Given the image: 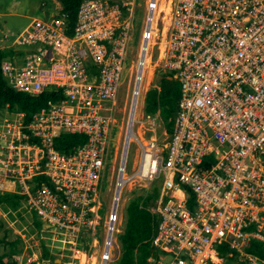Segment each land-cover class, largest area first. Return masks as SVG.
<instances>
[{"label": "built area", "instance_id": "2783aa9c", "mask_svg": "<svg viewBox=\"0 0 264 264\" xmlns=\"http://www.w3.org/2000/svg\"><path fill=\"white\" fill-rule=\"evenodd\" d=\"M138 6L139 0H83L73 27L60 12L35 18L15 37L17 52L1 66L9 86L31 95L56 88L62 97L49 99L29 121L9 109L0 116V195H24L27 209L71 255L69 264H109L119 247L123 188L140 181L148 189L161 177L152 208L159 218L152 237L156 253L148 264H218L222 244L258 264L247 248L253 240L264 242V0H146L98 263L99 187ZM19 47L30 48L21 53ZM146 69L152 71L149 84L163 71L181 87L165 148L156 135L145 137L156 130L160 113L136 117ZM62 133L87 141L61 152L55 140ZM133 141L140 159L128 175Z\"/></svg>", "mask_w": 264, "mask_h": 264}, {"label": "rangeland", "instance_id": "374dc122", "mask_svg": "<svg viewBox=\"0 0 264 264\" xmlns=\"http://www.w3.org/2000/svg\"><path fill=\"white\" fill-rule=\"evenodd\" d=\"M61 8L62 5L59 0H0V49L9 47L16 49L13 44L15 37L19 35L35 18L50 19L59 14ZM146 16V0H139L135 29L130 43V59L127 61V69L124 74L121 93L115 107L114 114L117 122L114 123L110 129L111 143L109 159L103 173L101 186L99 187L98 200L100 203V210L98 211V224L95 227V237L98 239V245L94 251L96 252L95 256L98 257V263L100 262V254L106 233L105 221L108 218L113 195L117 186L119 162L126 137V118L129 112L136 73L135 62L137 61L139 54L142 29ZM26 48L30 47H19L21 50L20 52L22 53ZM149 74L150 71L146 69L142 81L141 100L136 113L138 119L148 115L145 107L146 97L149 89L156 85L155 76L153 81L149 84ZM5 112V110H0V116H3ZM145 127L149 129L151 128V124L148 122ZM133 128L134 131L138 133L140 130L139 123H134ZM155 128V131H147L145 137L148 138L151 135H156V137H158L159 146L165 148V145L170 139V135L167 133L163 121L158 120ZM139 159V148L137 143L133 141L129 145L126 167L128 175H132L135 172L136 164ZM160 183L161 177L155 179L148 189L140 185V181L127 184L123 188L118 210L119 222L117 223L120 228V233H122L126 227L127 209L131 199L139 194L147 195L154 190V188L159 187ZM152 208H155V206ZM0 220L3 221V227L0 228V254L9 252L11 250V243L19 240L16 245L18 251L15 252L14 255V259L18 261L17 264H69L71 261V255L62 249L61 243L58 241L55 232L51 228L43 224L40 233L36 230L31 212L28 211L27 208H25V211H7L0 207ZM87 235L92 237V231ZM42 240L45 241L52 254L56 257L53 261L41 260ZM117 243L119 247L114 249V261L109 264H116V261L121 254V243L119 240Z\"/></svg>", "mask_w": 264, "mask_h": 264}, {"label": "trees", "instance_id": "16d2710c", "mask_svg": "<svg viewBox=\"0 0 264 264\" xmlns=\"http://www.w3.org/2000/svg\"><path fill=\"white\" fill-rule=\"evenodd\" d=\"M62 8L60 12H66L70 25H75L78 8L83 0H59ZM17 50L14 48L0 49V110L23 112L27 121L33 114L43 107L49 99L58 100L62 97L56 88L47 90L39 95L17 92L12 89L2 73V63L7 57H12ZM156 87L149 89L146 97V111L148 114L160 113L167 133L171 136L174 127L175 116L178 111V102L181 96V87L177 79L171 73L158 71L156 73ZM87 141V137L81 134L62 133L55 140V147L61 152H73ZM159 196V187L154 188L147 195L139 194L133 197L127 209L126 227L119 233L118 240L121 243V254L116 264H148L149 258L156 253L152 243V237L157 230L158 215L152 211ZM24 206V207H23ZM0 207L7 211H25V196L15 192H5L0 195ZM28 210V209H27ZM29 211V210H28ZM36 230L42 231L43 222L36 213L31 212ZM3 221L0 220V228ZM91 237L86 238L91 241ZM19 241V240H18ZM18 241L11 243V250L0 254V264H17L14 259ZM87 249V246L85 247ZM223 261L218 264H253L248 258L242 257L236 251L222 244L218 247ZM247 252L257 256L260 264H264V242L253 240L247 248ZM56 257L52 254L45 241L42 240L41 260L53 261Z\"/></svg>", "mask_w": 264, "mask_h": 264}, {"label": "bare ground", "instance_id": "6f19581e", "mask_svg": "<svg viewBox=\"0 0 264 264\" xmlns=\"http://www.w3.org/2000/svg\"><path fill=\"white\" fill-rule=\"evenodd\" d=\"M150 76H149V80L151 79V77H152V71L150 72V74H149ZM148 76V75H147Z\"/></svg>", "mask_w": 264, "mask_h": 264}]
</instances>
